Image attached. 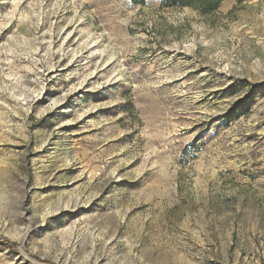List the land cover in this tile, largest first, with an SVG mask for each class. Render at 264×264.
Masks as SVG:
<instances>
[{
	"label": "rangeland",
	"instance_id": "374dc122",
	"mask_svg": "<svg viewBox=\"0 0 264 264\" xmlns=\"http://www.w3.org/2000/svg\"><path fill=\"white\" fill-rule=\"evenodd\" d=\"M161 4L0 0V264H264V0Z\"/></svg>",
	"mask_w": 264,
	"mask_h": 264
},
{
	"label": "trees",
	"instance_id": "16d2710c",
	"mask_svg": "<svg viewBox=\"0 0 264 264\" xmlns=\"http://www.w3.org/2000/svg\"><path fill=\"white\" fill-rule=\"evenodd\" d=\"M221 1L222 0H162L161 5L162 7L201 6L205 11H213L218 7Z\"/></svg>",
	"mask_w": 264,
	"mask_h": 264
}]
</instances>
